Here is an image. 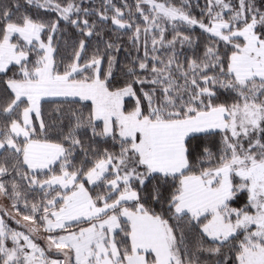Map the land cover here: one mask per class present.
<instances>
[{
  "label": "snow or ice",
  "instance_id": "obj_1",
  "mask_svg": "<svg viewBox=\"0 0 264 264\" xmlns=\"http://www.w3.org/2000/svg\"><path fill=\"white\" fill-rule=\"evenodd\" d=\"M0 264H264V0H0Z\"/></svg>",
  "mask_w": 264,
  "mask_h": 264
},
{
  "label": "rangeland",
  "instance_id": "obj_2",
  "mask_svg": "<svg viewBox=\"0 0 264 264\" xmlns=\"http://www.w3.org/2000/svg\"><path fill=\"white\" fill-rule=\"evenodd\" d=\"M13 224V226H16L14 222H11Z\"/></svg>",
  "mask_w": 264,
  "mask_h": 264
}]
</instances>
